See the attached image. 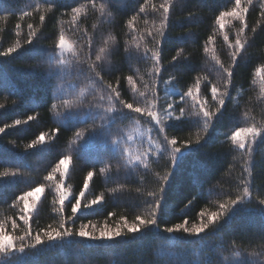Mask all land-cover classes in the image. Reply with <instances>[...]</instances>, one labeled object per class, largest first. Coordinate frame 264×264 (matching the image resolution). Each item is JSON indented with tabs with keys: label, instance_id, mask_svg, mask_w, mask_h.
Here are the masks:
<instances>
[{
	"label": "trees",
	"instance_id": "obj_1",
	"mask_svg": "<svg viewBox=\"0 0 264 264\" xmlns=\"http://www.w3.org/2000/svg\"><path fill=\"white\" fill-rule=\"evenodd\" d=\"M57 8L55 13L47 14L43 24L39 21V13L34 11L36 0H0V16L11 13L6 20H0V51L5 50L17 40L21 48L9 57H0V127L4 123H11L15 119L24 120L28 115L38 118L21 125L15 129L6 130L0 134V170L4 168H18L21 176L15 180L11 178H0V220H6L11 216L17 222L15 230L11 222L6 224L8 231L21 234L24 225L19 219V208L10 207L16 196L28 191L37 184L46 185L45 193L38 203V209L34 212L30 221L33 234L39 229H47L48 225L57 227L61 216L53 211L59 205L53 204L55 198L54 184L44 181V176L64 155L72 156L69 165V173L65 184L71 186V192L78 195L83 187V181L89 171L94 176L90 181L89 189L83 202L95 198L103 193L104 199L94 206L92 210H81L74 218V224L69 222L70 227L78 229L81 224L96 225L98 228L105 224L110 228H123L124 221L121 216L131 224L137 215L146 216L149 208L148 203H154L147 196L148 191H158L160 182L155 173L163 175L167 166V156L159 158V162L153 164L152 171L144 174L143 169L129 171L123 167L117 169L118 155L113 156L110 150L111 140L123 125L114 124L110 130L99 128V117H93L89 113V103L95 101L91 96L85 98L83 105L74 106L71 109H59L60 116L50 111L52 104H60L62 99H71L77 92L87 86V63H82L84 75L65 76L63 80L50 75L49 57L53 53L55 41L59 29L62 26L71 39L80 40L84 45V56L89 55L85 40L80 39L77 32L73 35L71 25L64 23L60 25L57 17L62 12H70L71 7L83 0H55ZM162 0H150L146 5L148 9L147 19L144 23V14L140 15L136 26L138 29H150L153 19L158 20V14L151 11L154 3L159 6ZM144 0H111L109 7L113 13L112 22L100 25L95 30L94 43L91 49V57L95 58L96 49L102 44L103 38L108 32L114 33L119 41V47L105 62L103 76L104 80L116 84L117 77L120 78L121 98L131 103H142V98L133 96L130 86L124 77L137 74L143 75L149 80L148 69L151 60L138 59L135 49H131V59L125 53V33L128 32L126 21L134 15ZM234 0H176L173 9L172 27L168 30V40L162 42V71L158 77L157 95L160 97V107L166 108L167 103L175 101L176 112L182 107L185 115L192 111L190 99L181 102L179 95L170 98L165 97L166 86L163 81L169 77H175L168 87H176L180 93L187 91L188 87L194 86L197 77L207 76L212 83H221L219 80L218 66L211 59V54H206L203 49L209 35L213 34V28L217 27L216 39L213 45L216 55L228 66L230 63V50L219 34L218 26L214 25L215 16L221 10L232 7ZM23 11H33L31 17L20 19ZM192 14L191 17L189 14ZM68 21L70 17H60ZM248 23L247 38L249 45L243 58L239 59V66L235 69L233 83L237 88H242L243 96L240 99V108L233 112L232 104L229 102L225 117L218 123L208 142L203 146L189 148L183 155L178 166L174 168V175L169 183L165 185L162 194L163 209L158 214L160 218V230L155 226H149L140 233L128 234L117 238L114 242L85 241L84 244L72 242L45 244L38 246L35 250H27L22 257V264H196L212 255L223 245L229 247L233 242L253 246L259 244L261 236H264V214L259 211L256 197H264V145H257L254 155V166L252 176L253 205L246 206L239 213L226 218L222 222L220 230L215 234L201 233L200 237L191 236L183 232L176 234L164 233V227L173 226L176 223L188 221L187 227L193 223H200L199 213H209L218 209L219 202L228 196L235 197V187L238 185L237 177L242 174V160L234 161L233 157L238 153L231 150L230 144L221 145L218 141L230 135L237 125L229 119V116H239L245 107L254 108L253 115L261 118V105L256 103L259 84H252L254 69L264 63V16L261 15L259 0H253V6L246 17ZM97 14L89 11L86 19H82V27L92 32L93 23H97ZM21 28L17 36L16 24ZM28 23L40 29L33 43L26 44L28 35ZM257 28L255 33L251 29ZM239 28V22L234 21L225 31L234 42L235 33ZM191 38H186L188 33ZM148 46L152 47L151 37H146ZM179 49L184 53L178 62H172V56ZM142 54V49H141ZM187 57V59H184ZM69 82L76 84V89L67 87ZM61 84L65 87L60 91ZM207 85V86H205ZM222 86V83H221ZM102 85H97V88ZM138 87L142 86L138 84ZM202 92L211 102L210 84L202 80ZM232 95L237 96V91L232 90ZM251 98V102H250ZM92 109V113L97 112ZM127 111V110H125ZM87 114V117H86ZM138 115V114H133ZM145 118H141L143 121ZM95 123L96 127H93ZM128 121L124 122L127 125ZM147 126V125H145ZM59 127L56 137L48 141L46 146H38L36 149H26L25 145L35 139L41 132L51 135V130ZM85 138L77 143H71L75 139L78 130H85ZM197 128L190 126L185 120L170 124L167 128L169 138L176 137L179 140H189L195 137ZM156 132H153V136ZM162 139V138H161ZM179 146V145H178ZM156 159V158H153ZM106 163H111V172L107 175L100 174V168ZM232 166V168H230ZM59 174L56 179L58 181ZM143 177V180L141 179ZM123 186L117 192H109V189ZM140 188L142 191L137 192ZM147 201V203H146ZM75 200L72 198V203ZM109 213H112L110 216ZM64 217L71 215V203L66 201ZM206 219V215L204 217ZM78 241L80 238H73ZM85 244L87 247H85ZM214 258V257H213ZM0 264L3 258L0 257Z\"/></svg>",
	"mask_w": 264,
	"mask_h": 264
},
{
	"label": "snow or ice",
	"instance_id": "obj_2",
	"mask_svg": "<svg viewBox=\"0 0 264 264\" xmlns=\"http://www.w3.org/2000/svg\"><path fill=\"white\" fill-rule=\"evenodd\" d=\"M111 0H83L77 3V6L71 7L70 12H62L57 17V22L60 25L69 23L73 35L77 32L80 34V39L85 40L89 55L84 56V45L80 40L71 39L67 35L66 30L61 26L57 39L54 44L53 53L49 57L50 75L58 77L63 80L65 76L76 75L77 77L84 75V68L82 63H87V86L82 88L71 99H62L60 104H52L50 111L56 116H60L59 109H71L74 106L83 105L85 98L91 96L95 101L89 103V113L93 117H99V128L110 130L114 124L120 123L123 125L118 129L117 134L112 138L110 150L113 156L118 155L117 169L123 167L129 171H136L143 169L144 174L152 171V166L159 162V158L167 156L169 161L168 166L163 175L155 173L160 182L158 191H148L147 196L151 197L154 203H148L149 211L146 216L137 215L135 221L129 223L125 217L121 216L124 221L123 228L115 229L108 227L105 224L103 227L89 224H81L78 229L68 226L69 222L74 224V218L77 217L81 210H92L94 206L101 203L104 199L103 193L95 196V198L83 202L86 192L89 189L90 181L93 179V171H89L83 181V187L80 189L78 195L71 192V186L65 184L66 177L69 173V165L72 161V156L64 155L51 168V171L44 176V181L49 182V186L54 184L55 198L54 205H59L58 208H53L61 219L58 226L53 227L48 225L47 229H39L33 234L30 221L33 218L34 212L38 209V203L41 201L42 195L45 193L46 185L44 183L37 184L31 187L28 191L16 196L10 207L19 208V219L23 221L25 226L22 233L17 235L15 231H8L6 224L11 222L13 230L17 228V222L11 216L6 220H0V257L3 258V264H22V257L27 254V250H35L38 246L47 244H54L55 242L72 243L77 242L84 244L85 241L93 242H114L117 238H122L128 234L140 233L149 226H155L160 230L159 213L163 209L162 194L165 191V185L170 182L174 175V168L178 166L183 158L184 153L189 148L203 146L208 142L211 135V130H214L216 125L221 122L228 111V104L231 102L233 112L240 108V99L243 96V89L237 88L233 83L235 76V69L239 66V59L243 58L246 51V46L249 45L247 38L248 23L246 17L250 11V6H253V0H234L233 6L227 10H221L215 16L214 25L218 26L219 34L230 50V63L228 66L221 61L216 55L213 45L216 39L217 27L213 28V34L209 35L205 43L203 51L206 54H211V59L218 66L219 80L222 83H212L207 76L197 77L194 86L188 87L187 91L180 93L176 87H168L175 80V77H169L168 80L163 81L166 86L165 97L170 98L173 95H179L180 101L190 99L192 103V111L185 115V109L180 108L176 112V102L170 101L166 108L160 107V97L157 95L158 77L162 71V42L168 40V30L172 27L173 9L176 0H162L157 7L156 4L151 5V11L158 14V20L153 19L150 29H138L136 23L141 14H144V23H149L146 18L148 9L146 5L150 0H144L139 6L138 11L126 21L128 32L125 33V53L127 58L131 59V49H135L138 54V59L151 60V67L148 69L149 80H145L143 75L137 74L128 75L124 77L127 84L130 86L133 96L142 98V103H131L121 98L120 78L117 77L116 84L104 80L103 73L105 71L103 65L105 62L111 63L107 58L119 47L117 36L108 32L103 38L102 44L97 47L95 58L92 59L90 53L94 43L95 30L102 24L111 23L113 13L109 7ZM261 15L264 16V0H259ZM57 4L55 0H36L34 11L39 13V21L43 24L46 20L47 14L55 13ZM89 11L97 14V23H93L92 32H89L86 27H82V19H86ZM11 13H5L0 16V20H6ZM33 11H23L20 17L23 20L25 17H31ZM191 17V13L189 14ZM68 16V21L62 20L60 17ZM234 21L239 22V28L235 33L234 42L230 39L229 34L225 31L226 27L231 26ZM17 36H19L20 23L15 26ZM28 35L25 40L26 44L33 43L34 38L37 37L40 29L35 28L32 23H28ZM252 33L257 31L256 27L251 29ZM146 37H151L152 47L148 46ZM192 34L189 32L186 38H191ZM21 48L19 40L3 51H0V57H9L16 53ZM142 49V54H141ZM184 50L179 49L176 55L172 56V62H178L183 56ZM187 59V57H184ZM202 80L210 84L211 102L202 92ZM259 84V91L256 96V103L261 105V118L257 119L253 115L254 108L245 107L239 116L231 115L229 119L234 121L237 125L231 134H225V138L218 141L221 145L229 143L231 150L238 153L233 157L234 161L242 160V174L237 177L238 185L235 187V197L228 196L222 202H219L218 209L205 213H199L200 223H193L191 227H187L188 221L183 223H176L173 226L164 227L162 231L168 234H176L183 232L185 234L200 237L201 233L208 234L209 232L215 234L220 230L222 222H226V218L239 213L246 206L253 205V188L252 176L254 166V155L257 145H264V63L258 65L253 72L252 84ZM102 87L97 88V85ZM138 84L142 86L138 87ZM207 86V85H205ZM65 85L61 84L60 91H63ZM72 90L76 89V84L69 82L67 84ZM237 91V96L232 95V90ZM251 102V98H250ZM0 108H4V104H0ZM92 109L98 111L92 113ZM127 110V111H125ZM138 114V115H133ZM87 117V114H86ZM35 115H28L26 119H15L11 123H4L0 127V134H5L6 130L18 128L21 125H27L29 122L36 120ZM141 118H145L143 121ZM187 120L190 126L196 127L197 132L193 139L179 140L176 137L169 138L167 128L170 124L184 122ZM128 121L127 125L124 122ZM147 125V126H145ZM93 127H96L93 123ZM59 131V127L51 130V135L47 132H41L35 139L25 145L26 149H36L38 146H46L48 141L53 140ZM85 130H78L74 135L75 139L71 143H77L85 138ZM153 132L156 135L153 136ZM162 138V139H161ZM179 145V146H178ZM156 158V159H153ZM111 163H106L100 168L101 175H107L111 172ZM232 168V166H230ZM57 173L58 181L56 179ZM21 176V171L18 168H4L0 170V178H11L15 180ZM143 180V177H141ZM123 186L109 189V192H117ZM141 192L140 188L136 189ZM72 198L75 202L72 203ZM66 201L71 203V215L64 217ZM147 203V201H146ZM256 203L259 211L264 214V197H256ZM111 216L112 213H109ZM206 215V219H204ZM73 238H80L75 241ZM260 243L255 246L252 243L248 245L238 244L233 242L229 247L220 246L219 250L213 252L212 255L205 258L203 261H197L196 264H264V236H261ZM85 247L87 245L85 244ZM214 257V258H213Z\"/></svg>",
	"mask_w": 264,
	"mask_h": 264
}]
</instances>
